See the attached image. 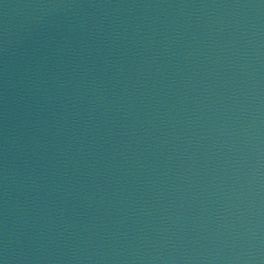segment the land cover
Returning <instances> with one entry per match:
<instances>
[{"label": "water", "instance_id": "obj_1", "mask_svg": "<svg viewBox=\"0 0 264 264\" xmlns=\"http://www.w3.org/2000/svg\"><path fill=\"white\" fill-rule=\"evenodd\" d=\"M55 264H264V0H172Z\"/></svg>", "mask_w": 264, "mask_h": 264}]
</instances>
